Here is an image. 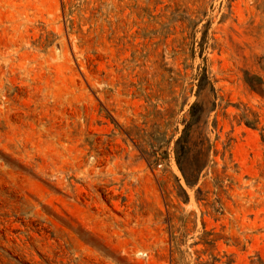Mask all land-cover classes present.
<instances>
[{
  "label": "rangeland",
  "instance_id": "rangeland-1",
  "mask_svg": "<svg viewBox=\"0 0 264 264\" xmlns=\"http://www.w3.org/2000/svg\"><path fill=\"white\" fill-rule=\"evenodd\" d=\"M0 264H264V0H0Z\"/></svg>",
  "mask_w": 264,
  "mask_h": 264
},
{
  "label": "trees",
  "instance_id": "trees-1",
  "mask_svg": "<svg viewBox=\"0 0 264 264\" xmlns=\"http://www.w3.org/2000/svg\"><path fill=\"white\" fill-rule=\"evenodd\" d=\"M197 81H198V94H201L208 88L212 87V82L209 77V73L207 68H200L199 73L197 75ZM251 89L255 91V86H253L250 82H248ZM198 110V104H195L190 109V120L186 122L185 128L182 132L181 137L177 140L176 146H175V154H176V161L177 165L182 172L187 185L188 186H194L193 179L198 178L202 172L207 168L208 166V160L204 162H200L197 164L196 169L190 174H188L184 169V163L186 159L188 160L191 157L192 154V131L194 127L200 122L197 114Z\"/></svg>",
  "mask_w": 264,
  "mask_h": 264
}]
</instances>
